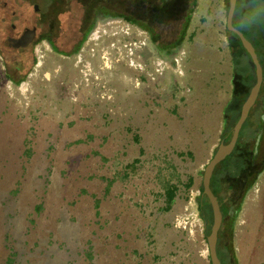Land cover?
<instances>
[{"label":"rangeland","instance_id":"obj_1","mask_svg":"<svg viewBox=\"0 0 264 264\" xmlns=\"http://www.w3.org/2000/svg\"><path fill=\"white\" fill-rule=\"evenodd\" d=\"M17 1L29 15L38 5L42 26L37 60L22 73L4 56L0 34V264H211L212 223L198 199L235 87L229 0H196L185 39L170 52L119 16L98 19L74 52L65 42L91 26L98 0ZM107 3L143 18L126 0ZM238 7L254 33L263 31L264 0ZM179 28L163 25L167 35ZM53 32L68 54L43 39ZM234 48L236 68H253L239 42ZM190 64L204 90L192 91ZM259 119L252 114L248 139H259ZM246 162H237L245 177L262 163ZM233 182L239 199L242 184ZM169 184L179 189L165 211ZM233 222L222 224L221 249L233 264H264V169Z\"/></svg>","mask_w":264,"mask_h":264},{"label":"trees","instance_id":"obj_2","mask_svg":"<svg viewBox=\"0 0 264 264\" xmlns=\"http://www.w3.org/2000/svg\"><path fill=\"white\" fill-rule=\"evenodd\" d=\"M136 1L137 0H126L127 5L135 4L138 8L136 9V12L141 13V15H143V18H145L146 20L143 18L140 19L139 15L136 16L134 14V10L131 9L124 12L118 11V16L125 18L126 20L137 24L147 30L150 33L153 41L158 42L160 47L167 50V52H170L172 49L183 42L190 24L193 6L195 5L196 0H139V5L136 4ZM140 3H142V5ZM242 13L243 12H241V9H239L237 4L236 13L234 16V24L236 27L242 30L244 34L253 42L264 68V29L259 33H254V31L257 29L249 28V20L242 21ZM236 21H241V26H238ZM93 25L94 22L91 23L90 29L93 27ZM163 25H167L170 28L179 26L180 28L178 30L173 29V35H167L163 30ZM78 33H82V39L80 42H78L77 47L72 50L74 52L80 50L84 40L88 36L87 32L83 33L74 31V33L72 34L77 36ZM228 33H230V35H232L233 37L231 41V47L234 62L235 87L233 97L224 108L222 141L225 142H228L231 139L234 126L240 117L242 105L246 100V96L249 94L252 86L256 82V69L250 54L244 48L239 36L236 33H233L229 30ZM249 33L250 35H252V37H250ZM192 37L193 33L189 38L192 39ZM238 42L249 55L253 63V68H250V66L246 65V63L241 69L236 68L237 64H239L240 62L241 56L240 52H238V50L234 48L236 45H238ZM241 85L248 86V91L245 93L241 91L239 89ZM263 91L264 81L256 104L252 107L249 113V117L241 130L240 137L234 152L216 167L211 179V187L222 203V211L224 216L223 225L225 224L227 217H230L232 219V223H234L233 221H235L240 211L241 204L247 190L253 185L259 174L264 169V159L262 160L264 152L262 153L261 148V141L264 140V100L262 99V95H264ZM253 113H258L260 118L257 125L253 124L255 126L253 128L255 133L260 134L258 140L256 134H253V136L248 139L249 137H247L244 132V130L248 128L251 123ZM134 139L136 142L140 141V137L138 135H135ZM141 153H143V149H141ZM241 156L247 161L246 166L249 167H255L258 163H260V161L262 162L261 166L253 170L252 174L249 177L241 175L238 170L237 162ZM140 161L141 160L138 157L134 159L133 163L136 164ZM233 181H238L242 184V186L240 187L241 190H239V199L236 198L237 186H235L236 184ZM192 184L193 178L190 177L189 182L186 184V187H191ZM178 189L179 187L176 184H169L166 187L165 206L163 207V210L169 211L172 208L176 200ZM201 193L202 194L198 199V208L206 224H211L213 222L212 208L208 197L203 193V186L201 187ZM221 231L222 230H220L219 233L218 243L219 256L221 258L222 264H233L231 256L224 252L220 247Z\"/></svg>","mask_w":264,"mask_h":264},{"label":"flooded vegetation","instance_id":"obj_3","mask_svg":"<svg viewBox=\"0 0 264 264\" xmlns=\"http://www.w3.org/2000/svg\"><path fill=\"white\" fill-rule=\"evenodd\" d=\"M69 1L70 3H74L77 0ZM19 6L20 3L17 0H0V34L3 36L1 50L7 58V61H13L17 71L21 72L29 68L31 63L37 60L35 46L41 36L40 27L42 26V18L37 17L40 13V8L37 7L36 4L34 5V11L30 13V15L22 11ZM92 8L94 10V15L92 21H90L91 23L94 22L95 24L98 19L106 18L107 16L118 17L117 3L112 7V5H108L107 0H98L97 4ZM90 27V24L86 25L83 33L87 32V35H89L92 31ZM54 29L52 30L54 31ZM23 36H26V38L19 43L14 41V39H19ZM43 39L51 43L53 52L64 55L68 54L66 48H61L59 45L60 37L58 34L55 35V32L47 34ZM70 39L71 41L69 43L65 42V44H70L71 50H74L78 42L82 39V33H78L77 36L74 35ZM21 76L22 74H20V78ZM9 78L15 82H20L24 79L22 77L21 80L18 79L16 81V78L13 76H9Z\"/></svg>","mask_w":264,"mask_h":264},{"label":"water","instance_id":"obj_4","mask_svg":"<svg viewBox=\"0 0 264 264\" xmlns=\"http://www.w3.org/2000/svg\"><path fill=\"white\" fill-rule=\"evenodd\" d=\"M237 2L238 0H229L226 27L229 31L236 33L239 36L244 48L250 54L256 69V82L252 86L246 100L242 105L240 117L234 126L231 139L228 142L222 141L219 144L218 148L216 149L204 169L202 181L203 193L208 197L210 201L213 216L211 231L207 236L211 264H222L221 258L218 253V243L219 233L223 224L224 217L222 211V203L211 187V179L216 167L234 152L240 137L241 130L249 117V113L252 107L256 104L264 81V68L253 42L244 34L242 30H240L234 24V16L236 13ZM107 18L112 20L116 17L107 16ZM24 38H26V36H23L19 39H14V41L19 43Z\"/></svg>","mask_w":264,"mask_h":264},{"label":"crops","instance_id":"obj_5","mask_svg":"<svg viewBox=\"0 0 264 264\" xmlns=\"http://www.w3.org/2000/svg\"><path fill=\"white\" fill-rule=\"evenodd\" d=\"M229 3V2H228ZM237 4H238V2H237ZM227 8V7H226ZM228 12V11H227ZM242 15H241V18H242V21H244L245 20V16H244V9L242 10ZM226 21H227V19H226ZM220 64L218 63V65L217 66H219ZM220 66H222V65H220ZM248 66H250L249 64H248ZM189 67H190V69H189V73L192 75V76H190V79H191V81H192V83H191V85H192V91L193 92H199V91H201V89L202 88H199V86H197V84H196V79H195V77L196 76H198V73L199 72H197L198 71V68L197 67H191V64L189 65ZM186 71H187V68H186ZM201 71H203V68H202V70ZM200 71V72H201ZM187 73V72H186ZM189 79V80H190ZM202 90H204V89H202ZM136 158H138V157H136ZM203 165H201V167H202Z\"/></svg>","mask_w":264,"mask_h":264}]
</instances>
